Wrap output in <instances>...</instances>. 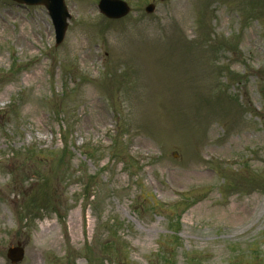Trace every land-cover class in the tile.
Listing matches in <instances>:
<instances>
[{
    "label": "rangeland",
    "instance_id": "obj_1",
    "mask_svg": "<svg viewBox=\"0 0 264 264\" xmlns=\"http://www.w3.org/2000/svg\"><path fill=\"white\" fill-rule=\"evenodd\" d=\"M123 1L0 0V264H264V0Z\"/></svg>",
    "mask_w": 264,
    "mask_h": 264
},
{
    "label": "water",
    "instance_id": "obj_2",
    "mask_svg": "<svg viewBox=\"0 0 264 264\" xmlns=\"http://www.w3.org/2000/svg\"><path fill=\"white\" fill-rule=\"evenodd\" d=\"M18 3L27 5H44L52 20L55 31V44L58 45L62 42L65 30L67 27L66 19L69 18L63 0H14ZM99 10L109 18H120L129 12L126 3L119 0H100ZM154 6L149 4L146 6L145 11L151 13ZM7 258L12 264L20 262L23 258V248L19 245L10 247L7 251Z\"/></svg>",
    "mask_w": 264,
    "mask_h": 264
}]
</instances>
